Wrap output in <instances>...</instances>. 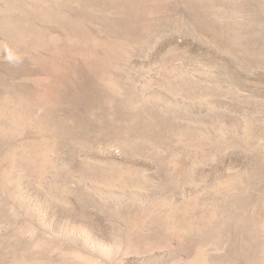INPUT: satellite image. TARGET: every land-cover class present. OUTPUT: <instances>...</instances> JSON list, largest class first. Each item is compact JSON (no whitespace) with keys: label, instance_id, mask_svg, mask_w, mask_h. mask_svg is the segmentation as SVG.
<instances>
[{"label":"rangeland","instance_id":"rangeland-1","mask_svg":"<svg viewBox=\"0 0 264 264\" xmlns=\"http://www.w3.org/2000/svg\"><path fill=\"white\" fill-rule=\"evenodd\" d=\"M0 264H264V0H0Z\"/></svg>","mask_w":264,"mask_h":264},{"label":"bare ground","instance_id":"bare-ground-1","mask_svg":"<svg viewBox=\"0 0 264 264\" xmlns=\"http://www.w3.org/2000/svg\"><path fill=\"white\" fill-rule=\"evenodd\" d=\"M49 8V7H48ZM64 11V10H63ZM43 15H44V13H43ZM70 19V18H69ZM62 20V19H61ZM59 21V20H58ZM57 21V22H58ZM70 28V27H69ZM73 31V30H72ZM24 33V32H23ZM25 39V38H24ZM16 41V40H15ZM81 53V52H80ZM166 69V68H165ZM164 71V70H163ZM175 73V72H174ZM154 75V74H153ZM172 76H174V75H172ZM172 78V77H171ZM182 79V78H181ZM161 81V80H160ZM101 93V92H100ZM87 124V123H86ZM178 187V186H177ZM237 208V207H236Z\"/></svg>","mask_w":264,"mask_h":264}]
</instances>
